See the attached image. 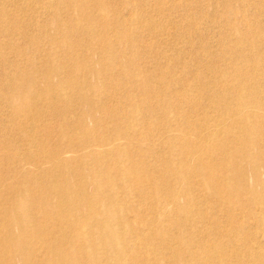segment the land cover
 Wrapping results in <instances>:
<instances>
[{
    "label": "rangeland",
    "instance_id": "obj_1",
    "mask_svg": "<svg viewBox=\"0 0 264 264\" xmlns=\"http://www.w3.org/2000/svg\"><path fill=\"white\" fill-rule=\"evenodd\" d=\"M55 1L0 0V87L7 89L8 76L49 70L44 62L47 58L74 64L65 65V69L75 70V79L68 80L74 87L53 89L50 85L58 84L60 76L52 74L46 79L41 73L39 83L31 91L32 100L42 95L56 103L57 114L68 109L67 114H61L71 116L72 126H56L54 141L77 149L85 147V151L95 150L101 153L102 163H118L122 167L132 164L130 154L139 159L150 150L146 165L161 170L165 177L159 182L162 189L173 190L166 200L139 199L132 191L120 197L113 208L118 217L110 220L115 228L122 233L131 232L127 237L132 239L138 231L147 234L145 217L159 215V222L167 221H163L164 226L158 225L170 233L177 228L186 231L185 236L191 241L189 251H196L201 243L207 245L208 251H235L234 257L226 260L206 254L199 264H237V254L251 263V248L264 247V204L245 193L240 198L245 207L239 208L236 200H228L233 213H226L217 206L218 197L196 185L200 176L184 179L177 175L188 160L179 163L183 159V142L176 137L184 123L194 129L189 134L191 140L196 133H215L214 142L230 145L227 155L240 159L238 169L246 170L245 184L264 194V169L259 170L261 185L255 184L251 163L241 157L244 151L250 156L264 153V0H107L105 7H90L94 19L90 23L79 20L68 39L56 31L52 22L55 7L51 4ZM80 30L82 34L75 33ZM94 31L97 32L90 44L92 35L88 33ZM103 31L107 34L104 38L100 36ZM74 44L76 51L69 49ZM73 57L86 68L77 65ZM52 67V71H62L58 62ZM93 68L102 72L97 79L90 74ZM85 78L96 84L94 90L77 84V79ZM98 83L100 87L96 89ZM86 93L96 106L109 102L111 110L108 114L97 112L101 124L96 126L90 120L89 132L83 133L75 125V109L79 110L81 97ZM243 107L258 116H239ZM23 115L20 112L19 116ZM12 116L0 99V128L6 125L5 131L0 129V142L22 137L20 122ZM240 117L243 119L236 122ZM44 118H51L47 110ZM28 125L26 133L32 130L33 122L29 120ZM162 134L175 141L166 140ZM235 137L237 140H233ZM128 139L138 146L131 153L111 152L115 144L126 145ZM241 146L246 148L242 150ZM13 147L11 153L18 160L31 153L28 145L13 142ZM157 153L162 159L155 163ZM215 155L221 156L219 148ZM259 161L263 162L264 157ZM20 167L27 170L32 165L21 161ZM228 182L233 184L232 179ZM210 199L215 204H208ZM125 220H129V226ZM98 256L101 259L100 252ZM262 258L263 262L261 258L253 262L263 264Z\"/></svg>",
    "mask_w": 264,
    "mask_h": 264
},
{
    "label": "bare ground",
    "instance_id": "obj_2",
    "mask_svg": "<svg viewBox=\"0 0 264 264\" xmlns=\"http://www.w3.org/2000/svg\"><path fill=\"white\" fill-rule=\"evenodd\" d=\"M106 5L107 0H56L51 4L52 8L55 7L52 22L56 31L68 39L74 34V25L79 23V20L86 19L90 23L94 19L90 14V7ZM66 11L68 12L65 17ZM96 32L88 33L92 35L89 39L90 44ZM75 33L82 34V30ZM106 35L104 31L100 32L102 38ZM76 47L77 44H74L69 49L76 51ZM72 59L77 65L86 68L87 65L78 58ZM44 62L49 70L43 73L33 70L30 74L8 76L9 83L7 85L4 83L7 89L4 86L0 87V99L6 103L8 111L13 115L12 119L20 122L21 138H24L0 142V264H199L206 254L216 256L219 260L234 257L235 251L225 252L220 248L208 251L205 243L198 245L196 251H189L188 245L191 241L186 238V231L177 228L173 234L170 233L158 225L163 223L164 226V222L167 221L164 218V222H159L161 219L159 215L154 218L153 215L150 218L145 217L147 234L138 231L132 239L127 237L131 232L122 233L115 228L110 220L118 217L113 208L117 207L116 202L121 199L120 197L135 192L139 199L157 197L166 200L173 192L172 187L162 189L159 182L165 177L162 176L161 170L148 168L146 165L151 155L150 150L147 153L148 157L140 155L139 159H134L130 154V162L133 165L122 167L118 163H102L104 159H101V153L95 150L85 151L84 145L81 146L83 148L77 149L71 144L55 142L53 130L56 126L62 129L72 126L71 116L64 117L61 114L62 112L67 114L68 109L65 107V110L62 109L60 114H57L59 109L56 103L42 95L32 100L31 91L37 86L36 82L39 83L37 79L41 75H45L46 79L52 74L60 76L58 84L50 85L53 89L74 87L68 82L75 79L73 76L75 70L65 69L66 64L70 67L74 64L61 58H47ZM55 62L62 65L63 72L52 71V64ZM99 72L97 68L90 70L95 79L99 77ZM99 75H102V72ZM77 84L82 85V89L88 86L91 90L96 86L90 83L89 78L77 79ZM99 87L98 83L96 89ZM87 95L86 93L81 97L79 110L75 109V125H78L76 127L83 133L89 132L88 121L94 120L96 126L101 124L102 120L96 116L97 112L108 114L111 110L109 102L105 101L96 106L87 99ZM46 110L51 118H44ZM22 111L24 115L20 117ZM238 114L246 117L258 116L257 112L251 113L246 107L240 109ZM242 119L243 117H240L236 122ZM29 120L33 122V128L30 133H26ZM5 128L6 125L2 124L0 129L5 131ZM180 128V134L176 138L183 142V149L181 148L183 159L179 163L184 164L187 159L188 165L177 174L179 177L185 179L200 176L201 181L196 185L218 197L217 206L222 207L226 213H233L228 200H236L239 208L245 207L246 204L240 201L245 193L252 194L264 204V194L245 184L246 170L238 169L240 159H231L227 155L230 145H218L216 141L214 142L215 133L208 132L196 133V137L191 140L189 134H193L191 131L194 129L186 123L181 124ZM162 136L166 140L175 141L166 134ZM150 139L151 137L148 138ZM128 140L126 145L115 144L111 152L131 153L138 146ZM13 142L28 145L31 147V153L19 160L16 159L11 153L14 149ZM246 146H241L242 150ZM216 148L221 150L220 157L215 155ZM241 157L251 163L255 171V184L261 185L260 172L262 168L264 169V161L259 160L264 157V153L259 151L250 156L244 151ZM154 158V162L158 163L162 156L157 153ZM20 160L27 161L32 168L22 169ZM137 167L141 168L136 171ZM65 169L68 171L65 172ZM121 177L126 179L123 180ZM229 179L233 180V184H229ZM128 186L134 188L129 189ZM184 193L186 198L187 191ZM211 201L212 199L207 200V203L211 204ZM213 204L215 203L212 201ZM121 210L126 211L123 208ZM117 222L119 224L118 220ZM123 222L127 226L130 225L129 220ZM131 240H134L132 246ZM253 249L250 251L253 255L249 259L251 262L249 264H256L260 258L263 262L264 247ZM99 252L101 259L98 256ZM240 255L237 254L235 259L236 262L238 259L237 264H248Z\"/></svg>",
    "mask_w": 264,
    "mask_h": 264
}]
</instances>
